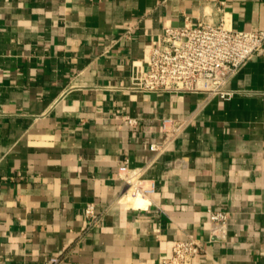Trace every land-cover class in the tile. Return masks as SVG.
I'll list each match as a JSON object with an SVG mask.
<instances>
[{"label":"crops","instance_id":"0c3cea01","mask_svg":"<svg viewBox=\"0 0 264 264\" xmlns=\"http://www.w3.org/2000/svg\"><path fill=\"white\" fill-rule=\"evenodd\" d=\"M206 17L258 32L264 0H0L3 264H158L188 237L202 264H264V55L230 100L129 89L164 28ZM166 118L185 126L163 145Z\"/></svg>","mask_w":264,"mask_h":264},{"label":"built area","instance_id":"2783aa9c","mask_svg":"<svg viewBox=\"0 0 264 264\" xmlns=\"http://www.w3.org/2000/svg\"><path fill=\"white\" fill-rule=\"evenodd\" d=\"M264 55V28L258 32L233 31L226 27L224 18L213 22L203 18L195 26L164 28L161 41L150 46L142 62H133L134 74L130 90L153 94H199L207 98L230 100L234 96L227 84L251 60ZM129 119L128 123L132 124ZM184 122L163 119V145L176 137ZM154 152L159 146H151ZM140 171L127 166L119 169V178L135 196L154 192L141 179ZM87 217H94V207L88 206ZM211 232L222 235L229 216L226 212H209ZM202 240L188 237L175 242L169 258L158 264H202L205 254ZM60 258H51L49 264H59ZM0 264H3L0 261Z\"/></svg>","mask_w":264,"mask_h":264}]
</instances>
